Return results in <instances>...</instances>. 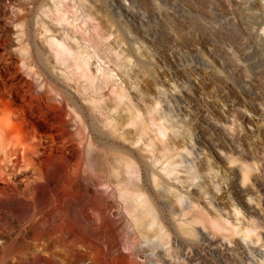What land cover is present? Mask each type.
<instances>
[{
  "label": "rangeland",
  "instance_id": "1",
  "mask_svg": "<svg viewBox=\"0 0 264 264\" xmlns=\"http://www.w3.org/2000/svg\"><path fill=\"white\" fill-rule=\"evenodd\" d=\"M72 2L63 1L60 10ZM43 4L55 8L53 0H0V82L6 80L8 84L2 96L17 100L14 111L18 121L22 122L20 117L26 115L43 130V139H48L50 133L57 134L63 118L70 119L69 108L55 110L52 128L47 121L38 119L35 109L28 105L32 100L25 93L26 69L12 34L18 29L16 24L24 25L32 40L50 54L38 22L44 21L61 33L66 30L42 14ZM85 5L94 19L116 24L117 30L108 29L107 42L129 60L126 74L112 64L103 65L113 69L115 77L108 87L92 96L110 102L113 88L122 86L150 130L139 139L133 133L134 126L111 133L100 122L104 119L100 116L97 125L117 145L131 149L136 157L150 156V148L146 146L150 139L159 147L163 141L176 150L173 165L160 162L152 166L161 186L155 187L152 180L145 183L147 196L165 214L171 236L166 240L151 237L153 243H145L128 226L130 218L109 176L111 168L107 166L97 172L100 178L92 177L91 170L77 166L80 154L72 148L76 142L59 137L57 155L64 147L71 172H80L93 180L85 182L90 189L88 195L70 209L69 220L75 224L64 220V227L75 228L82 221L88 234L94 230L101 232L104 242L114 244L115 248H111L112 259L104 256L94 259L103 252L97 242L91 239L86 250L80 245L65 244L64 234L52 232L57 243L51 251L64 255L65 251L80 248L89 254L84 262L70 258L71 264L114 263L120 253L134 264H264V0H86ZM97 60L96 57L90 60L91 72H96ZM55 67L50 80L60 92L71 93L80 104L88 105L85 101L88 95L82 87L81 93H77L73 83L63 78L64 68L59 64ZM56 100L61 101L58 96ZM145 106L154 109L160 132L157 126L150 125ZM5 118L7 113L0 112V121ZM74 128L72 119L66 129L73 133ZM128 133L131 140L124 141L122 136ZM57 163L62 165L60 160ZM28 170H17L16 180L33 175ZM133 180L138 185L144 182L142 168ZM2 187L4 183L0 182ZM173 194L182 196L174 217L176 224L170 215L169 198ZM20 197L11 204L32 201L31 196ZM181 209L187 213L185 218L179 216ZM195 212L216 220L220 227L193 223ZM61 214L57 212L54 220L61 219ZM13 216L17 218L19 214H0V227L6 226ZM181 221L192 227L194 234L176 233ZM157 239L160 244H156ZM3 241L1 237L0 243ZM5 262L13 264L15 257Z\"/></svg>",
  "mask_w": 264,
  "mask_h": 264
},
{
  "label": "bare ground",
  "instance_id": "2",
  "mask_svg": "<svg viewBox=\"0 0 264 264\" xmlns=\"http://www.w3.org/2000/svg\"><path fill=\"white\" fill-rule=\"evenodd\" d=\"M63 1L66 0H53L55 7L53 10L44 4L40 6L44 16L66 30L61 33L51 29L44 21L38 22L45 34V42L48 44L50 54L43 51L32 40L30 30L24 25L16 24L15 28L18 27V29L12 34L15 36L16 46L26 69L28 79L25 93H28L29 99L32 100L28 103L29 107L34 108L38 119L42 122L47 121L51 128L55 124L53 118L55 110L62 111L64 106L68 107L70 119L63 118L57 134L52 132L48 135V139H43V130L38 129L32 119L25 115L20 117L22 122L18 121L14 111V108L18 106L17 100L12 96H7V99L2 96L8 84L6 80L0 82V112L7 113V118L0 121V182L4 183V187L0 189V203H6L0 205V214L8 215L11 212L19 214V217L13 216L11 220H8L6 226L0 227V238H4V241L0 243V264H5V259L9 257H15L13 264H71L72 257L78 263L89 258V254L84 253L80 248L65 251L64 255L51 251V247L57 243L52 232L64 234L65 244L80 245L86 250L92 239L100 244L103 251L97 253L94 259L102 256L112 259L111 248H115V245L106 244L101 232L94 230L88 234L82 221L75 228L64 227V220L75 224L73 220H69L70 209L80 204L85 194L88 195L90 189L85 182L93 180L91 177L81 175L80 172H71L70 162L65 158L64 147H61L60 155H57L55 149L59 137L76 142L72 144V148L74 147L80 154L78 162L76 161L77 166L91 170L92 177L100 178L97 172H102L107 166L111 168L109 176L113 179L125 203V209L130 218L127 222L128 226L132 227L145 243H153L151 237L166 240L171 236L170 226L164 218L165 214L159 207L157 208L154 200L147 196L148 188L145 183H150L152 180L155 187L161 186L152 166L160 162L173 165L176 150L163 141H160L162 145L159 147L150 139L146 145L150 148V156L147 159L141 156L136 157L131 149L117 145L110 134L97 125V116H100L104 117L100 122L111 133H117L125 126H134L133 133L139 135V139L147 135L150 130L147 123L140 119L139 109L133 100L128 98L129 94L122 86L113 88L111 94L114 96L110 102L92 96L104 89L111 83L112 77H115L112 74L113 69L105 68L103 65L112 64L126 74L129 65L128 57L116 52L112 43L107 42L108 29L115 27L117 30L116 24L109 20L94 19L85 5L86 0H69L73 1L72 5L67 4L65 10L61 11L60 6ZM94 20L96 24H89V21ZM133 51L135 52V49ZM95 57L98 59V64L95 66L96 72H91L90 60ZM57 64L64 68L61 70L63 78L73 83L72 87L77 93H81L82 87V91L88 95L85 99L88 105L80 104L71 93L62 94L50 80L54 76ZM57 96L61 101L56 100ZM23 102L27 103L25 100ZM144 110L150 125L157 126L154 109L145 106ZM115 111H117L116 116ZM72 119L75 128L73 133H69L66 127ZM157 128L156 130L160 132L161 128L158 126ZM122 138L124 141L131 140L129 133ZM58 160L62 162V165L58 166ZM27 168L33 175L21 181L16 180V171ZM141 168L144 172V182L138 185L133 179H137ZM103 184L101 183L102 186ZM20 195L31 196L32 201L26 204L16 201L18 203L11 204V201L17 198L19 200ZM169 204L171 218L176 224L174 217L177 206L180 208L182 204V196L173 194L169 198ZM57 212L62 213L58 221L53 218ZM186 215L184 209H181L179 216L185 218ZM84 220L88 219L84 218ZM191 220H194L193 223L204 222L220 227L216 220L206 218L198 212L192 215ZM176 228V233L179 235L185 232L194 234L192 227L185 226V221H181ZM27 241L35 244L30 245ZM156 244H160L159 239ZM153 246L154 244L151 247ZM115 251L117 252L118 249ZM104 264L134 263L129 261L127 255L120 253V257H116L114 263Z\"/></svg>",
  "mask_w": 264,
  "mask_h": 264
}]
</instances>
